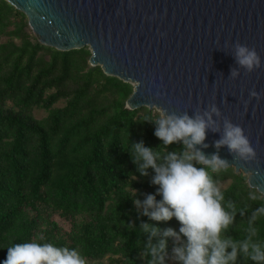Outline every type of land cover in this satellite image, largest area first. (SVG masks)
<instances>
[{
  "label": "trees",
  "instance_id": "trees-1",
  "mask_svg": "<svg viewBox=\"0 0 264 264\" xmlns=\"http://www.w3.org/2000/svg\"><path fill=\"white\" fill-rule=\"evenodd\" d=\"M28 29L26 16L0 0V261L13 244L36 240L76 248L87 264H147L149 233L140 226L178 232L180 222L150 220L136 207L134 198L158 186L130 147L143 141L163 156L183 144L155 136V109L126 107L133 85L90 65L88 47L60 51ZM214 178L240 209L227 235L241 239L259 205L246 204L251 188L233 167ZM259 226L264 237V220Z\"/></svg>",
  "mask_w": 264,
  "mask_h": 264
},
{
  "label": "water",
  "instance_id": "water-1",
  "mask_svg": "<svg viewBox=\"0 0 264 264\" xmlns=\"http://www.w3.org/2000/svg\"><path fill=\"white\" fill-rule=\"evenodd\" d=\"M5 1L26 16L39 43L60 51L88 47L90 65L131 83L129 109L195 116L215 105L217 130L209 128L207 147H197L206 156L218 154L250 188L264 191V0ZM237 43L255 48L259 68H240ZM233 69H239L236 78ZM226 119L243 128L254 160L216 148Z\"/></svg>",
  "mask_w": 264,
  "mask_h": 264
},
{
  "label": "clouds",
  "instance_id": "clouds-1",
  "mask_svg": "<svg viewBox=\"0 0 264 264\" xmlns=\"http://www.w3.org/2000/svg\"><path fill=\"white\" fill-rule=\"evenodd\" d=\"M235 58L240 68L251 72L261 66V57L245 44L237 43ZM239 69H233L231 76L236 78ZM251 96L258 97L255 90ZM219 110L212 105L203 114L177 115L158 108L154 114L155 136L163 144L173 142L183 144L179 152L166 155L144 145L143 141L131 145L133 162L142 175L148 169L154 171L151 183L157 185L155 194H147L143 200L134 198V204L142 209V214L153 221H168L173 217L180 222L179 231L169 227L161 230L143 223L141 231L149 233L143 255L147 264H237L238 258L252 264H264V237L260 232V221L264 220V191L252 186L246 196L248 202L258 204L246 222L244 236L234 239L227 235L238 209L232 201L225 200V190L214 178L228 170L229 164L218 154L206 156L201 148L207 130L216 131L212 114ZM145 116L144 119H148ZM219 149L227 146L234 158L252 161L256 152L240 125L230 120L224 121L221 138L215 142ZM159 161V162H158ZM200 165V166H198ZM252 174V172L250 171ZM135 178V177H134ZM159 195L161 199H157ZM158 239L153 242V238ZM173 238L171 252L167 248V238ZM43 240V237H39ZM0 264H87L83 254L76 248L57 246L51 242L27 241L15 243L7 248L6 259Z\"/></svg>",
  "mask_w": 264,
  "mask_h": 264
},
{
  "label": "rangeland",
  "instance_id": "rangeland-1",
  "mask_svg": "<svg viewBox=\"0 0 264 264\" xmlns=\"http://www.w3.org/2000/svg\"><path fill=\"white\" fill-rule=\"evenodd\" d=\"M28 28H29V27H28ZM28 31H30V29H28ZM153 109L157 110L156 108H153ZM37 114H38V116H41V115H43L44 113H43V111H40V112H38Z\"/></svg>",
  "mask_w": 264,
  "mask_h": 264
}]
</instances>
